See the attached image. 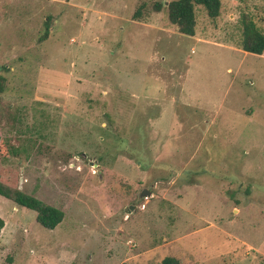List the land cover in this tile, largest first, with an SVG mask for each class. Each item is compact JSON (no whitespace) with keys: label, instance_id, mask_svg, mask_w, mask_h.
I'll return each instance as SVG.
<instances>
[{"label":"rangeland","instance_id":"rangeland-1","mask_svg":"<svg viewBox=\"0 0 264 264\" xmlns=\"http://www.w3.org/2000/svg\"><path fill=\"white\" fill-rule=\"evenodd\" d=\"M157 1L0 0V181L65 212L0 195V264H264V0L194 36Z\"/></svg>","mask_w":264,"mask_h":264},{"label":"trees","instance_id":"trees-1","mask_svg":"<svg viewBox=\"0 0 264 264\" xmlns=\"http://www.w3.org/2000/svg\"><path fill=\"white\" fill-rule=\"evenodd\" d=\"M204 6L208 16L212 19L221 15L223 8L222 0H171L169 2L157 1L153 4V10L161 12L166 9L170 22L176 26L177 30L189 36L196 34L197 13L196 6ZM143 9H138L134 14V19H144ZM242 38L239 47L246 52L258 55L264 54V31L257 25L254 18L246 13L242 14ZM45 33L41 37V41L49 37L50 17L45 23ZM7 77L0 74V100L2 94L6 91ZM1 154V148H0ZM0 195L12 200L21 207H26L37 212V221L47 228H55L65 218V212L58 207L50 205L37 196L30 194L18 187L11 186L0 181ZM5 226V220L0 216V234ZM122 264H132L123 262ZM158 264H181V260L175 256H167Z\"/></svg>","mask_w":264,"mask_h":264},{"label":"water","instance_id":"water-1","mask_svg":"<svg viewBox=\"0 0 264 264\" xmlns=\"http://www.w3.org/2000/svg\"><path fill=\"white\" fill-rule=\"evenodd\" d=\"M152 194V192L150 191V190H148V189H145V190H143V192H142V196H148V195H151ZM128 212H129V210H128Z\"/></svg>","mask_w":264,"mask_h":264}]
</instances>
